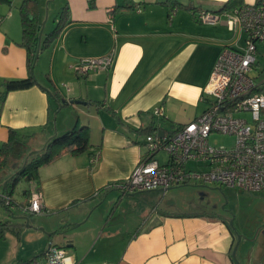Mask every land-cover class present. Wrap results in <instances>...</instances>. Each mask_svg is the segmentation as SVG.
I'll return each instance as SVG.
<instances>
[{
    "label": "crops",
    "instance_id": "crops-1",
    "mask_svg": "<svg viewBox=\"0 0 264 264\" xmlns=\"http://www.w3.org/2000/svg\"><path fill=\"white\" fill-rule=\"evenodd\" d=\"M54 1L56 18L66 5L65 19L70 23L49 49L40 51L33 70L37 84L5 96L0 146L13 129L22 147L34 152L50 138L82 125L89 127L91 146L77 155L63 153L39 168L38 179L29 181L26 201L31 188L37 187L45 209L42 214L51 217L35 218L32 223L30 218L0 220L23 225L18 235L7 232L0 239L8 243V253L11 250L8 264L43 258L49 243L63 246L72 264H236L231 253L237 234L238 263L264 264V223L257 222L255 229L261 235H250L245 219L236 223V211L225 215L148 207L138 202V196L114 186L146 156L147 134L168 137L202 113L207 103L201 96L217 55L225 46H244L245 32L225 24L233 10L215 13L226 0H191L196 12L219 15L215 24L199 21L187 9L170 11L166 0ZM19 3H0V80L29 75L27 53L19 45ZM39 18L43 22V13ZM46 22L47 18L43 32ZM256 47L257 56L264 50V40ZM111 51L113 61L107 70L83 75L74 70L81 58ZM44 88H54L58 99ZM62 98L67 101L64 105L59 104ZM159 106L164 112L161 117L153 114ZM96 152L98 157L92 160ZM159 154L153 157L166 163L168 156L162 162ZM7 167L0 173V194L15 171ZM14 214H20L18 209ZM59 228L66 232L53 234Z\"/></svg>",
    "mask_w": 264,
    "mask_h": 264
},
{
    "label": "built area",
    "instance_id": "built-area-1",
    "mask_svg": "<svg viewBox=\"0 0 264 264\" xmlns=\"http://www.w3.org/2000/svg\"><path fill=\"white\" fill-rule=\"evenodd\" d=\"M201 22L215 24L219 15L201 11ZM225 24L230 30L240 27L246 34L244 46H225L216 57L201 100L207 103L202 113L179 126L170 136L147 134L146 156L130 175L114 186L122 193L161 189L190 183H214L242 192H264V79L250 75L256 61V45L264 40V0L235 8ZM113 51L96 57L81 58L74 66L76 73L107 70ZM153 114L163 116L161 106ZM233 137L229 146L209 142L212 133ZM163 150L167 161L160 164L153 155ZM98 153L92 156L96 160ZM195 164L196 168L188 166ZM10 205L9 196L1 194ZM23 210L29 214L43 213L40 190L33 186ZM29 264H72L66 249L50 243L43 258Z\"/></svg>",
    "mask_w": 264,
    "mask_h": 264
},
{
    "label": "trees",
    "instance_id": "trees-1",
    "mask_svg": "<svg viewBox=\"0 0 264 264\" xmlns=\"http://www.w3.org/2000/svg\"><path fill=\"white\" fill-rule=\"evenodd\" d=\"M0 3L11 5L12 0H0ZM165 4L170 11L177 8L187 9L192 12L194 18L198 19L199 11L196 12V7L191 5V0H187L186 3H182L179 0H166ZM243 4V0H226L221 9L215 13H220L221 11H232ZM66 13L67 6L65 5L59 13V17L54 28H52L49 32H43L39 46V53L40 51L49 48L59 37L62 30L70 23V21L65 19L67 16ZM19 14L21 20V40L19 45L24 47L26 50L29 75L25 78L0 80V113L3 101L8 92L26 89L37 84L34 73L31 72L33 58L37 51L38 33L42 25V21L39 18L37 2L35 0H21L19 4ZM49 87H52L51 83ZM50 89L51 91L49 89L48 91L51 96L58 99V96L54 90H52L54 88ZM59 104L64 105L66 104V101ZM23 145L24 143L20 141V138H18L17 132L13 129H9L8 140L0 146V173L3 169H5L11 158H15L16 155L21 153V147ZM90 146V130L87 125L74 126L66 132L50 138L42 149L29 154L27 160L25 162L23 161L16 173H13L5 180L2 194L10 197L20 178H26L28 181L38 179L39 168L57 159L63 153L69 152L77 155L86 151ZM2 204L13 215L14 212L9 210L3 202ZM43 212H45V209H43ZM22 226L23 225L16 224L11 220L0 221V239H4L7 232L18 235ZM63 230L65 229H58V231Z\"/></svg>",
    "mask_w": 264,
    "mask_h": 264
},
{
    "label": "rangeland",
    "instance_id": "rangeland-1",
    "mask_svg": "<svg viewBox=\"0 0 264 264\" xmlns=\"http://www.w3.org/2000/svg\"><path fill=\"white\" fill-rule=\"evenodd\" d=\"M35 1L37 2L39 12L43 13V21L45 20V18H47L45 32H49L52 27L54 28L58 20L56 18L57 13L54 14V7L57 3L54 0ZM19 2H21V0H19ZM54 19H56L55 22ZM256 57L257 63L253 66L250 75L252 77H255V79H264V50H262V52ZM40 66V63L36 66L35 75H38ZM209 142L216 146H229L233 142V137L216 132L212 133L209 136ZM29 152V150L25 149L24 147H21V153L19 154L24 153V157L16 155L14 159L11 158L12 161L8 163L7 168L14 169V173H16L17 169L22 165L23 161L25 160V157L28 155ZM159 152L160 160H162V162H165L167 153L163 150H160ZM188 166L196 168L195 164H188ZM28 183L29 181L26 178H20L17 184L15 185L12 195L10 196L13 202L16 204L12 208H10L11 211L14 212L15 209H18L20 214L13 213L12 215L3 206L1 201L2 199L0 198V220L12 219L18 221L23 218V220H25L26 222L27 218H30V223H32L35 218L40 217L44 219L52 216V214L47 213H40L36 215L26 214L25 211L21 208L26 202L24 190L28 187ZM262 194L264 193H261L260 195L255 194L253 192H241L227 187H220L219 185L214 183H190L171 187L167 190H158L153 192H137L134 193L133 196H138V202H144L146 206H154L158 209L176 207L177 209H181L184 212L207 211L209 213L216 212L225 215L229 214L230 210L234 211V213L236 211L238 213L236 223L239 224V219H245L248 222V230H250L249 234H255L258 236L261 235V232L259 234L258 230L255 232V229L259 228L258 223H264V207H262L264 206V195ZM14 216L18 217L13 219ZM232 223V226L235 227V223L233 221ZM261 237L264 238V235H261ZM2 242L3 241L0 240V264H8V259L11 250L8 253V243L2 244Z\"/></svg>",
    "mask_w": 264,
    "mask_h": 264
},
{
    "label": "water",
    "instance_id": "water-1",
    "mask_svg": "<svg viewBox=\"0 0 264 264\" xmlns=\"http://www.w3.org/2000/svg\"><path fill=\"white\" fill-rule=\"evenodd\" d=\"M43 28H44V21L42 22V25H41V28H40V30H39V33H38V41H37V51H36V53H35V55H34V58H33V63H32V67H31V72H33V70H34V67H35V64H36V62H37V59H38V55H39V46H40V43H41V38H42V34H43ZM44 89H46V90H48L47 88H44ZM61 101V103H63V102H65L66 100H64L63 98L60 100ZM67 102V101H66ZM70 102V101H69ZM75 102H77V101H75ZM159 133H160V131H158ZM32 152H29L28 153V155L29 154H31ZM28 155L25 157V160H24V162L27 160V157H28ZM134 193H127V195H133ZM1 195V194H0ZM3 202V201H2ZM4 203V202H3ZM5 204V203H4ZM6 205V204H5ZM14 205H16L13 201H12V203L10 204V205H6L8 208H9V210H11L10 208H12ZM22 208V207H21ZM23 209V208H22ZM229 225L234 229V227L232 226V221L230 220L229 221ZM64 232H66V230H63V231H58V229L57 230H55L54 232H53V234L54 233H61V234H63ZM239 240H240V236H239V234H237V240H236V242H235V244H234V246H233V249H232V258H234L235 259V261H236V264H239L238 263V261L236 260V258H235V253H236V249H237V247H238V243H239ZM50 244V243H49Z\"/></svg>",
    "mask_w": 264,
    "mask_h": 264
},
{
    "label": "clouds",
    "instance_id": "clouds-1",
    "mask_svg": "<svg viewBox=\"0 0 264 264\" xmlns=\"http://www.w3.org/2000/svg\"><path fill=\"white\" fill-rule=\"evenodd\" d=\"M44 213V212H43Z\"/></svg>",
    "mask_w": 264,
    "mask_h": 264
}]
</instances>
